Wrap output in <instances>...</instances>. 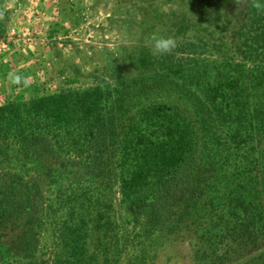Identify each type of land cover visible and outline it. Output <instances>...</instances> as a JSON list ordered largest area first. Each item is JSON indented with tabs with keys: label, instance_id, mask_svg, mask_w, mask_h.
Segmentation results:
<instances>
[{
	"label": "trees",
	"instance_id": "1",
	"mask_svg": "<svg viewBox=\"0 0 264 264\" xmlns=\"http://www.w3.org/2000/svg\"><path fill=\"white\" fill-rule=\"evenodd\" d=\"M241 1L238 41L186 37L150 69L139 60L146 73L136 79L33 97L9 86L0 104V224L22 225L27 258L46 234L54 264H121L133 243L138 263L146 240L189 222L201 223L203 241L236 244L220 264L242 256L246 242L259 248L264 14ZM227 2L189 6L206 31L228 32Z\"/></svg>",
	"mask_w": 264,
	"mask_h": 264
},
{
	"label": "rangeland",
	"instance_id": "2",
	"mask_svg": "<svg viewBox=\"0 0 264 264\" xmlns=\"http://www.w3.org/2000/svg\"><path fill=\"white\" fill-rule=\"evenodd\" d=\"M61 1H68L67 20L77 31L60 41L67 51L62 53L64 46L57 47L52 53L55 57L50 58L49 64H45L41 71L43 80L40 83L41 87L44 85L45 93L85 89L101 80L114 84L119 79L129 81L144 75L146 69L138 61L145 58L148 68H151L150 63L156 56L151 54L148 37L153 32L173 37L176 47L183 49L182 43L186 37L199 34L209 35L215 43L222 40L228 42L227 39L233 38L237 40L238 25L246 19L245 1L241 0L238 4L234 0H226L227 17L231 24L229 34L218 30L212 33L213 28H210V32L206 31L205 16L190 8L191 0ZM33 82L39 86L38 81ZM116 197L118 201L119 196ZM199 225L200 222H189L172 233H155L145 241V254L138 263L131 254L138 243H133L121 264H197L198 261L199 264H220L222 259L219 256L223 251L238 250L236 244L230 247L219 241H203V228ZM23 237L22 225L11 218L0 224V264H54L56 250L53 239L46 237V234L40 237L42 243L38 256L32 261L26 257L28 242ZM260 243L255 250L249 248V242L244 243L240 247L242 256L232 254L223 263L264 264V238ZM213 250L220 251L217 258L211 255Z\"/></svg>",
	"mask_w": 264,
	"mask_h": 264
},
{
	"label": "crops",
	"instance_id": "3",
	"mask_svg": "<svg viewBox=\"0 0 264 264\" xmlns=\"http://www.w3.org/2000/svg\"><path fill=\"white\" fill-rule=\"evenodd\" d=\"M3 2L4 0H0V3ZM66 3L68 1L18 0L7 20L0 22V31L15 32V35L5 40L6 48L0 53V95L4 96V102L9 86H13L7 79L9 72H19L31 77L28 87L18 86L14 91L33 97V80L41 84V71L46 67L45 64H49V59L55 57L52 53L57 47L63 46L62 53L67 51L60 41L71 37L77 30L69 25ZM43 87L40 85L34 90L37 93Z\"/></svg>",
	"mask_w": 264,
	"mask_h": 264
},
{
	"label": "clouds",
	"instance_id": "4",
	"mask_svg": "<svg viewBox=\"0 0 264 264\" xmlns=\"http://www.w3.org/2000/svg\"><path fill=\"white\" fill-rule=\"evenodd\" d=\"M236 4L239 0H234ZM18 0H4L0 3V22H5L8 18V14L17 5ZM251 8L255 9L258 14H264V0H250ZM148 44L151 48V54L159 57L163 54H169L176 47V41L171 36L161 35L159 32H153L148 37ZM7 79L13 85L28 87L31 77L22 75L19 72H9Z\"/></svg>",
	"mask_w": 264,
	"mask_h": 264
},
{
	"label": "built area",
	"instance_id": "5",
	"mask_svg": "<svg viewBox=\"0 0 264 264\" xmlns=\"http://www.w3.org/2000/svg\"><path fill=\"white\" fill-rule=\"evenodd\" d=\"M15 35L14 30H11L9 33L5 32L0 35V53L6 48L5 40H8L9 37ZM4 102L3 97L0 95V104Z\"/></svg>",
	"mask_w": 264,
	"mask_h": 264
}]
</instances>
